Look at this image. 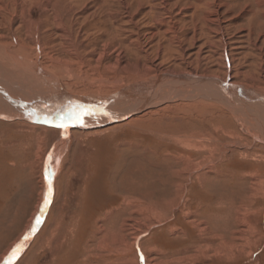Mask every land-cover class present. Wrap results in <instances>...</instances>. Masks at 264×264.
Returning <instances> with one entry per match:
<instances>
[{"label":"rangeland","instance_id":"obj_1","mask_svg":"<svg viewBox=\"0 0 264 264\" xmlns=\"http://www.w3.org/2000/svg\"><path fill=\"white\" fill-rule=\"evenodd\" d=\"M0 5V47L14 55L25 48L20 66L33 63L56 84L38 81L33 89L48 101L30 107L111 104L123 88L158 74L264 93V0ZM33 39L41 47L34 50ZM4 63L0 79L30 83ZM178 97L120 122L107 119L125 112L109 107L106 121L73 126L60 151L57 127L0 118V264H264V147L223 108ZM5 102L8 113L14 106Z\"/></svg>","mask_w":264,"mask_h":264},{"label":"bare ground","instance_id":"obj_2","mask_svg":"<svg viewBox=\"0 0 264 264\" xmlns=\"http://www.w3.org/2000/svg\"><path fill=\"white\" fill-rule=\"evenodd\" d=\"M3 8H4V6L0 5V10ZM32 44L34 46V48H33L34 50H35V47H38V48L41 47L39 40L33 39ZM20 48L21 47H17V52H15V55H16L15 56L14 51H11L10 49H8V47H3V48L0 47V65H4V68L7 71V67L5 66V63H4V61L7 60L8 64H9L8 67L11 68L10 73L22 76L25 79L30 80V81H28V82H30L28 84H21L15 80L12 82V81L0 79V100H2V99L6 100L5 104L7 106L9 103L12 104V106H14V108L11 107L12 110H10V112L6 113L2 109V105H0V113L6 114V115H4V114L0 115V118L9 120L11 117H17V118H19V120L22 119L23 122H27V123L31 122V123L38 124V125L42 126L41 128H45L43 125L56 127L55 125L60 124L62 121V118H63V122L67 124V127H65V128L57 127L58 129L61 130V134H62L61 136L62 137H61L60 141L58 142L57 146L55 147V149L60 151L61 149L66 148V143L68 141V132L70 131V129H72L73 126L80 127V128H83L81 126H84L83 129H85V128L88 129L89 127L86 126L87 122H89V120H97L96 118H94L95 116H98L97 118L99 121L100 119H103V120L105 119L104 115H110V112L107 109L100 112L101 107L96 108V109L87 108L89 111H91L93 113V115L85 116L83 118V123L85 125H82L83 123H79V122H76L74 120H69L67 118L66 114L70 111L79 110L81 108V105L80 106L77 105L76 102L75 103L70 102L69 98L68 99L66 98V99H67V101L69 100L68 102H69L70 106H68L67 108H63V109H59L60 105H58L57 103H56L57 105L51 104L50 106H38V107L33 106V107H30L29 105H31V104H28L29 103L28 101L31 102L34 99L39 100L41 102L48 101V100L43 98L42 92L39 94L35 93L33 88H36V84L39 83L38 81H41V83L45 86V88L46 87L49 88V86H50V89L52 87L54 88L56 84L54 83L55 81L53 82V80H48L50 78L49 77L50 74L48 75L46 73H43L40 69H38V67L33 66V63H29L25 67L22 66L23 67L22 68L20 66V64L22 62L19 60L18 54L21 53V56L24 54L26 55L27 50L25 48L24 49L23 48L20 49ZM193 74H195V73H193ZM187 76H190V75H185V76L182 75L181 76V75L171 74V75L164 76V74L163 75L158 74V76H156V78L154 80L148 79L144 82L135 83V84H132V85H129V86L123 88L122 90H124V91H122L121 93H119V94L111 97V99L110 98L109 99L112 100V102H113V104H110L113 109L120 108V110H119L120 112H125V114H123V116L125 118H118L117 116L116 117L112 116V117L108 118L107 121H109L111 119L114 120V122H120V121H122V119L128 120V119L136 116L140 112H143L147 108L149 109V108H153L155 106H159L166 101L174 102V101H176L177 98H179L178 97L179 94L185 93V95L188 94V96H189L186 98H192V99L205 101V103H207L208 105L214 104L216 106L223 108L228 114H230L235 119V122L242 129L244 134L246 133L253 142H256V143L260 144L262 147H264V93L263 92H257L255 90L251 91L249 89L247 90L243 87L232 86L229 83H227L228 88H226L223 85L225 82H222L219 79L217 81H215V79H211V78L210 79H203V78H199L197 75H195V78L191 79V78H188ZM46 78H48V79H46ZM213 82H215V83H213ZM33 83H34V85H32ZM1 90H3V91H1ZM12 92L15 93L16 96H18L17 98L15 96V100L12 98V95H11ZM19 94L20 95L23 94L22 98L20 97ZM62 94L64 95V93H62ZM19 97L21 99H18ZM53 97H54V95H53ZM115 97H116V99H115ZM54 102H56V101H54ZM103 103H108V101H104ZM133 103L137 104V106L135 108L130 107L131 104H133ZM52 114L54 116L53 119L49 118V115L52 116ZM88 117L91 119L87 120ZM46 121H48V122H46ZM104 121H106V120H104ZM95 128H97V127H95ZM220 131L222 132L223 136H230L231 137L233 134L232 129H226V130H220ZM198 133H199V137H200L201 134H200V132H198ZM196 150H198V149H196ZM224 153L225 152L223 150L222 154H224ZM191 155H192L191 157H195L194 154H191ZM214 155H215V151H213L212 155L210 154L208 156L209 158L206 161H204L201 165H203V164L205 165V163H208V161H210L212 159V157H214ZM258 160L264 161V157H261ZM250 163H252V162H250ZM184 165L191 167V168L194 167V166L192 167V164L189 161H186ZM51 173H52V168L48 169L46 171V179H45L46 193H45V195H48V197L50 194L49 185H50ZM192 175L195 176L193 171H192ZM186 176H188V175H186ZM243 178L244 177H241L239 179L243 180ZM199 179H200V177H199ZM189 180H190V178L187 177V179L185 181L188 183ZM207 196H209V195H207ZM216 206H219V205L217 204ZM229 210H231V209L229 208ZM227 215H229V214H227ZM224 217H226V216H224ZM205 228H203V229H205ZM227 229H228V227H227ZM205 232L207 234H210V235L212 233V232H210V230L208 228ZM228 233L230 234L229 231H228ZM214 236H216V235H214ZM211 237H213V235H211ZM224 239H222V245L225 244ZM208 242H209V240H208Z\"/></svg>","mask_w":264,"mask_h":264},{"label":"snow or ice","instance_id":"obj_3","mask_svg":"<svg viewBox=\"0 0 264 264\" xmlns=\"http://www.w3.org/2000/svg\"><path fill=\"white\" fill-rule=\"evenodd\" d=\"M90 115H93V113L91 111H89L88 109L83 108V107H81L79 110H73V111H70L66 114V116L69 120H74V121L79 122V123H83V118L85 116H90ZM46 122H48V121H46ZM55 126L59 127V128H65V127H67V124L63 122V118H62L61 123L56 124ZM44 202H45V204H47L49 202L47 195L45 196ZM40 211H43V208H41ZM37 223H39L38 219H37ZM24 239L25 240L28 239L27 235H25ZM18 251H19L18 248L13 249L11 256H9L7 259L9 261L12 259H15Z\"/></svg>","mask_w":264,"mask_h":264},{"label":"water","instance_id":"obj_4","mask_svg":"<svg viewBox=\"0 0 264 264\" xmlns=\"http://www.w3.org/2000/svg\"><path fill=\"white\" fill-rule=\"evenodd\" d=\"M188 78H191V79H193V78H195V75H190V76H187ZM226 88H228V84L227 83H224L223 84ZM111 104H113V103H111ZM81 107H83V108H93V109H96V108H100L101 107V109H100V112L101 111H103L104 109H107V108H109V107H111V105H110V103H104V104H102V105H99V104H87V105H81ZM35 224H37V223H35Z\"/></svg>","mask_w":264,"mask_h":264},{"label":"crops","instance_id":"obj_5","mask_svg":"<svg viewBox=\"0 0 264 264\" xmlns=\"http://www.w3.org/2000/svg\"><path fill=\"white\" fill-rule=\"evenodd\" d=\"M197 1H199V0H197ZM259 1L262 2L263 0H259ZM254 2L256 3L257 0H254ZM200 3H201V2H200ZM200 3H199V4H200ZM261 6H263V5L261 4ZM162 27H164V26H162ZM156 53H157V54H156V56H157V55L160 53V51H158V52H156ZM160 56L163 57V51L160 53ZM158 57H159V56L156 57V60H158V59L160 58V57H159V58H158ZM160 66H161V65H160Z\"/></svg>","mask_w":264,"mask_h":264}]
</instances>
